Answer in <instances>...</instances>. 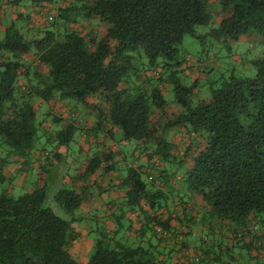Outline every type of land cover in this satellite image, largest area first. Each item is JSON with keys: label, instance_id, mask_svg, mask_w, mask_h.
Returning <instances> with one entry per match:
<instances>
[{"label": "trees", "instance_id": "obj_1", "mask_svg": "<svg viewBox=\"0 0 264 264\" xmlns=\"http://www.w3.org/2000/svg\"><path fill=\"white\" fill-rule=\"evenodd\" d=\"M21 1L6 3L17 5ZM27 1L37 7H54L55 16L68 27L65 25L62 31L48 27L53 17L48 19L47 15L45 22L35 25L31 37L26 36L29 33L24 36L13 22L3 31L0 145L5 147V154L27 159L34 149L40 126L35 101L46 104L64 98H87L94 102L96 116L91 129L96 131L104 125L111 132L120 130L124 140L150 141L153 146L147 155L157 156L144 172L140 165L125 167L124 200L131 210H142V203L146 204L151 211L145 214L146 223L153 222L157 242L170 236L176 248L165 255L157 249V242L150 240L135 246L119 241L109 245L103 241L104 236H97L85 264H174L169 260L171 252L178 253V264H210L211 258L201 257L203 247L190 254L184 240L192 233L185 230L187 226L180 230L169 224L170 219L186 224L192 217L162 218L158 212L166 197L159 188L150 190V185L164 179L160 163L170 158L184 166L180 180L187 191L200 197L203 216L227 225L234 240L227 247L235 245L257 257L264 255V58L251 60L252 76L229 74L209 86L208 99L193 103L188 96L194 84H182L173 70L169 71L174 102L183 110L162 128L181 124L186 126L188 136L197 140L178 149L176 157L170 142L159 135L161 127L154 124V111L165 105L161 90L157 85L146 86L152 84V76H159L153 66L161 63L172 68L181 64L184 59L178 55L182 35L193 34L194 25L210 21L208 7L212 0ZM217 1L228 13L219 16L217 26L210 29L213 36L231 41L253 31L264 42V0ZM93 17L103 26L97 38L90 31H82L84 26L79 22L89 23ZM70 23L82 25L74 28ZM141 55L150 68L147 73L135 66ZM132 78L139 84L132 85ZM60 119L54 116L52 120ZM74 129L70 124L58 130V143L68 144ZM112 158L109 149L101 150L89 159L84 171L113 168ZM54 199L71 213L79 208L82 196L73 188H61ZM179 199L180 204H186L182 195ZM73 220L61 218L45 206L42 191L11 196L0 189V264H81L68 251L76 237ZM201 220L204 223V217ZM208 225L206 233L212 239L214 226ZM197 239L203 243L202 237ZM213 260L221 264L219 254Z\"/></svg>", "mask_w": 264, "mask_h": 264}, {"label": "rangeland", "instance_id": "obj_2", "mask_svg": "<svg viewBox=\"0 0 264 264\" xmlns=\"http://www.w3.org/2000/svg\"><path fill=\"white\" fill-rule=\"evenodd\" d=\"M62 3L64 0H55V2ZM67 3V1H66ZM3 5V0H0V14L3 12L6 17L4 22L6 25H9L13 22L14 26L20 30L22 34H26V36L31 37L34 33L33 30H28L25 28V23L30 19L32 9L30 8L31 3L27 0H22L19 2L16 11H21L22 9V17L17 21H11L8 14V9L10 5L7 4L5 7ZM28 5V6H27ZM221 4L217 0H212L209 2V12L211 13V19L207 24L204 25H194L193 26V34L190 32H185L182 35L181 42L179 45V58L182 57L184 60L181 62L179 66H172L169 68L167 66L162 65L159 63L152 67L153 70H157L159 74L158 79L157 76L151 77V85H157L160 81L159 88L163 95V99L165 101V105L162 108L161 113V120L168 121L176 117L179 112L183 110V107L179 106L174 102V92H173V84L170 82L168 74L170 70H173L175 76L179 79V81L184 85L194 84L192 88L191 94L188 96L190 101L196 102L199 100H206L210 97V85H217V81L226 78L229 74H233L237 77H249L254 74V68L251 64V60L253 58L263 57L264 58V42L260 34L248 31L246 33L241 34L236 40H225L223 38H216L210 33V29L217 26V22L219 20V15H224L228 13V9L224 8L221 9ZM54 7L44 8L38 7L35 12V17L42 22H45V18L47 15L53 17L50 20L51 24L48 26L58 31H62L65 28V25L61 20H59L54 13ZM94 20L92 23L91 21L87 23V21H79L81 22L82 26H86L87 29L90 30L91 36H94L93 33H96V37L100 36L101 29L103 28L102 24L98 21L95 17L91 18ZM86 22V23H85ZM48 22L46 23V25ZM64 24V25H63ZM78 24V23H77ZM77 24L70 23L72 27L75 28ZM77 25V27L81 26ZM24 27V30H21V27ZM102 27V28H99ZM94 33V34H95ZM3 37V30L0 29V39ZM178 58V57H177ZM159 61L162 60L161 58L158 59ZM143 64V65H141ZM145 65V66H144ZM183 65L189 66L190 68L194 67L199 74L194 80L191 77L185 75L182 71ZM135 66L140 71L142 69L145 70V73L150 71V68L146 66V60L143 55H141V59L137 60ZM135 75V74H134ZM134 75H131L134 77ZM134 79V78H132ZM194 81V82H192ZM58 102V103H56ZM54 101L50 105H36V121L40 122V126L38 129V137L34 140L33 146L34 149L31 151L32 153L38 152L40 154V162H36V164H31L27 169H20L17 170L15 173L10 174L8 177L2 174L3 170L5 169V164L0 162V174L3 176V179L0 181V189H4L5 192L11 196H17L22 193H29L32 191H42L44 194V205L49 207L53 213L63 219H71L75 218L78 222H83L88 225L90 231V238H95L97 236H104L103 241L107 244L109 239H114L115 241H119L121 243L135 246L137 243L140 242V238H138L139 234H137L134 227H130V220L127 217H123L120 219L118 224L115 222L113 223V229L108 225L104 224L99 219L100 214H103L102 208H94L90 210L88 213L80 214L79 209L74 210L71 213L66 212L63 208L55 201L54 195L55 193L61 188H73L81 193L83 197L84 192L86 189L82 186L84 179L89 177L88 175L91 174L89 172H85V168L89 159L95 155L99 154L101 151V146L99 144H92L86 143L89 137L92 135H99L100 129L104 131V125L100 126L98 130L94 131L93 129H86L83 128L81 125L77 123H73L74 117L71 118V121L68 119L63 120L64 116H61V120H52L54 116H57V110H64L65 115L70 111L76 110L74 116L82 118L84 113H89V109L93 110L94 102H90L87 98L84 100H76L73 98H64L58 101ZM67 105H71L72 108H67ZM68 109V110H67ZM96 118V116H95ZM96 119L93 120V124L95 123ZM74 126V131L72 134V140L68 142V144H59L55 133L60 130L64 129L68 125ZM186 126L181 124H174L171 125L166 130H162L161 134L164 138H168L169 142L177 143L178 140H173L170 138L171 134L173 133H181L186 134ZM183 136V135H181ZM114 139L121 138V131L117 130L112 134ZM135 140H129L127 147L133 148V152L135 156L140 155V150H142V145L139 147L137 145L134 146L132 142ZM96 144V145H95ZM178 144V143H177ZM63 147L64 150H67V156L71 158V161L66 160L65 154L62 156L59 155L57 158L54 155L56 149ZM119 147H124L121 144ZM37 150V151H36ZM178 148H172V154L174 157L177 156ZM130 151V149H129ZM5 147L0 145V158H5ZM130 157H127L126 160L128 161ZM8 160V159H7ZM153 160L152 162H154ZM144 162V161H143ZM146 162V160H145ZM163 165H170L168 170V176L172 181L176 183L179 190L181 189L184 191L183 196L185 197L186 201L188 202L192 198V192L187 191L184 184L180 180L181 174H183L184 166H180L179 163L175 161V159L171 158L168 162H162ZM161 165V163H160ZM121 173H125V169L121 170ZM79 181L78 184L75 182ZM101 190L97 191L96 193H100ZM178 193V190L175 191ZM166 197V193L163 194ZM189 198V199H188ZM113 204L118 208L116 213H121L125 211H136L131 210L126 205L124 197L117 196L113 200ZM202 217H204V223L201 222ZM198 224L202 223L204 226L208 225H219L218 221L209 220L207 215L203 216L201 213L198 214ZM187 225L183 223V227ZM109 229V230H108ZM111 231V232H110ZM202 229L200 226H193L191 227V232L196 235L197 237H202V233L205 235L203 236V243H204V253L202 252L201 257L205 260L208 258L210 259V264H219L215 263L213 260V256L219 254L221 264H264V255H259L257 257L254 253H248L246 249H239L233 245V248L229 247V242H234L233 239L230 238L229 232H225L223 229L220 230L223 236L217 237L216 242L210 238V236L206 233L207 230ZM140 233H143L149 238L151 243L154 242L153 237V226L148 223H142L140 227ZM115 234V236H113ZM213 234L215 232L213 231ZM212 237V236H211ZM136 238V239H135ZM208 240H210L208 242ZM143 243H145L143 241ZM220 246V250L218 248ZM228 246V247H227ZM157 249L161 248L157 246ZM208 250V251H207ZM93 249H90V253ZM207 251V252H205ZM89 253V254H90ZM166 255V254H165ZM240 256V257H238ZM167 263V262H166Z\"/></svg>", "mask_w": 264, "mask_h": 264}, {"label": "crops", "instance_id": "obj_3", "mask_svg": "<svg viewBox=\"0 0 264 264\" xmlns=\"http://www.w3.org/2000/svg\"><path fill=\"white\" fill-rule=\"evenodd\" d=\"M6 5H7L6 0H3L2 6L5 7ZM17 6H18V4L17 5H10V8L8 9L7 16L9 17V19L11 21H17L18 19H20L22 17V12L24 9H22L21 11L20 10L16 11ZM30 8L32 9L31 17L25 23V28L28 30H33L35 25L38 26L41 24V21L35 17V12L38 9V7L31 4ZM44 8H48V6L44 7ZM219 16H221V15H219ZM5 17H6V15L2 12L0 14V29L3 31H4L5 27L7 26L4 23V22H6ZM89 21H91V23H92L94 20H92L90 18ZM86 24H88V22ZM99 28H101V27H99ZM78 29H82V28H78ZM21 30H24L23 26L21 27ZM82 31L89 32L90 30L87 29L85 26L82 29ZM94 33H93V35H94L93 37H96V33L95 34ZM101 33L102 32H100L99 34H101ZM195 67L193 69V67L190 68L189 66L183 65L182 71L185 75L191 77V79L194 80L199 75L197 73V70ZM131 84L132 85L133 84L134 85L139 84L138 79H134L133 81H131ZM127 85L124 84V86H127ZM146 86L149 89L152 85L149 84ZM158 86H159V84H158ZM87 100L90 101L89 99H87ZM43 102L44 101H42V100H37V101H35V104L41 106ZM45 103L47 104L48 107H50L49 105L54 103V101H48V102L45 101ZM56 103H58V102H56ZM67 108L68 109L72 108V106L67 105ZM92 109L93 110L89 109V111H90L89 113H84L82 115V118H80V117L76 118V116H74V114L76 113L75 108H74V111H72L70 109V111L68 112V115H67V113L65 115H63V113L65 111L62 109L57 110L58 111L57 116H59L60 118H62L61 116H64L63 120L68 119V121H71V118L74 117L75 120L73 119V123L75 122V123L81 125L83 128L91 129V126L93 124L92 122L95 119L94 107ZM160 111H162V110H155L154 111V115H155L154 116V119H155L154 124L158 128L161 127L159 130V135L162 138H164L163 135L161 134V132H162V130H166V128L165 129L162 128V125L166 121L161 120ZM116 131H117L116 129H112V132H111V131H109L108 126H105L104 131L102 129H100V131H99L100 136L99 135H92V137H89V139L86 141V143L99 144V146H101V150H103V151L109 149L110 152L112 153V157H113L112 161H111V164H113V168H110L108 170H103V171L97 170L96 172H92L91 174L88 175L89 177L84 179L83 182H80V183H82V186L86 190H85L84 195L82 197L81 204L78 208L79 213L81 215L82 214L85 215L90 210H92L96 207L102 208L103 214L102 215L100 214L99 219L101 218L102 222L105 225L107 224L108 227L110 226L112 229H113V223L116 222L118 224L120 219H122L123 217H127L130 220L129 226L131 228L134 227L137 234H139L138 238L141 237L140 242H143V241L145 242V241H148L149 238H147V236L145 234L141 235L140 227H141L142 223L144 224L147 222V220L145 218V214L146 215L151 214V211L148 209L147 205L142 203V210H136L133 212L132 211L122 212L121 211V213L117 214L116 211L118 210V208L113 204V200L117 196L124 197L125 190L127 189V186L124 184L125 173L122 174L121 170L122 169L124 170L126 166L140 165L141 171L144 172V171H146L147 166H149L153 160L157 159V156L153 155L150 157L147 155L148 153H150L152 146H153V144H151L150 141L141 142L138 140H135L134 142H132L133 146L135 143V145H137L139 147L142 145L143 147H142V150H140V155L135 156L134 152H133V148L125 146V145H128L129 141L124 140L122 138H119L117 140V139H114L112 137V134ZM181 135H183V136H181ZM170 138L173 140L174 139L178 140V142H177L178 144L175 143V141L170 142L172 148L176 146V148H178V149L183 148L186 144L193 145L194 142L196 143V141H197V140L190 138L185 133L184 134L173 133V134H171ZM164 139L166 141L169 140L168 138H164ZM120 144L124 147H119ZM129 149H130V151H129ZM67 152L68 151L64 150L63 147L59 146V148L56 149L54 153H57L56 158L59 155L62 156L63 154H65L66 160L71 161V158L69 156H67ZM5 153H6V149H5ZM4 156H6V157L0 158V162L4 161L3 163L5 164V169L3 170L2 174L6 177H8L12 173H15L17 170L27 169L31 164H36V162H40V154L38 152H35V153L31 152L27 159H23L21 157L14 156V155H6L5 154ZM127 157H130V159L128 161L126 160ZM4 159H6V160H4ZM145 160H146V162H145ZM169 160H171V158ZM161 165H160V168L162 167V169H163L162 174L164 175V177H163L164 179L161 181L155 182L156 184L150 185V190H153L154 188H159L160 190H162L164 193L167 194L165 204L163 206H161L160 210L158 211L159 213H161V217L167 218L168 216L172 217L173 215H177L183 219L184 214L190 215L192 217V219L189 220V222H186L187 229L185 228V230H191V227H193L195 225L196 226L199 225L200 228L202 229V232H204L203 229L208 230L209 225L204 226V224H202V225H201V223L198 224V222H199L198 214L201 213L203 215L205 213V208L200 201V197L198 195L192 194L191 200L189 202H188V200L186 201L185 197L183 196L184 191H182L181 189L179 190L178 186H176V183L174 181H172V179H170L168 176V170L167 169L170 167V165H167V164L163 165V163H161ZM75 183L78 184L79 181H76ZM99 190H101V192L96 193ZM176 190H178V193L175 192ZM179 195H182V199L184 202L186 201V204L182 205L179 203V200H180ZM218 223H219V225H214V227H213L214 232H215V234H213V238H212L213 242H216V239H218L217 237L221 236L222 232L220 230L223 229L225 232H229L225 222H219L218 221ZM148 224L152 225L153 222H148ZM169 224L171 225V227H173V226L178 227L180 230L184 229L182 227L183 224L178 223L173 219L169 220ZM71 227H72L76 237L69 243L68 251L71 254V256L73 258H75L79 263L85 264L87 259H88V256H89L90 249L93 247V242H94V239L90 238V231H89L90 227L88 225H86V223H83L81 221L78 222L76 219L72 221ZM201 235H204V234L202 233ZM113 236H115V234ZM194 236L195 235H192V233H190V235L187 234L184 237L186 246H187L190 254H196V252L199 251V249H201V247H204V243H200V240ZM171 241H172L171 237L166 236L164 238V241L162 240V242L159 241V243H158L156 238L154 237V242H157L158 247L163 250L164 254H166L167 251L169 252L172 249V247L176 248V245L172 244ZM209 241L210 240H208V242ZM114 243H115V240L110 238L108 241V244L114 245ZM153 244H155V243H153ZM251 253H253V252H251ZM168 256H170L169 257L170 262H172L174 264H178V262H177L178 253L176 254L174 252L173 253L171 252V254ZM238 257H240V256H238Z\"/></svg>", "mask_w": 264, "mask_h": 264}, {"label": "built area", "instance_id": "obj_4", "mask_svg": "<svg viewBox=\"0 0 264 264\" xmlns=\"http://www.w3.org/2000/svg\"><path fill=\"white\" fill-rule=\"evenodd\" d=\"M48 19H50L51 18V16L50 15H48V17H47Z\"/></svg>", "mask_w": 264, "mask_h": 264}]
</instances>
